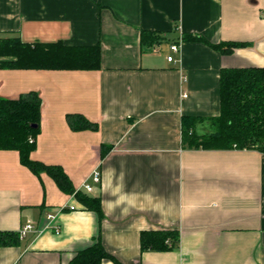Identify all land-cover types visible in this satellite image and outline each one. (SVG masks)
<instances>
[{
  "label": "crops",
  "instance_id": "1",
  "mask_svg": "<svg viewBox=\"0 0 264 264\" xmlns=\"http://www.w3.org/2000/svg\"><path fill=\"white\" fill-rule=\"evenodd\" d=\"M141 30L162 39L141 47ZM182 33L248 46L222 55L187 41L170 53ZM12 36L100 45L94 71L0 68V98L39 95L30 158L60 166L75 189L88 183L102 216L0 150V232L34 225L0 247V264H69L97 237L122 264H264V153L189 149L181 137L183 117L203 119L198 135L211 132L221 69L264 68V0H0V38ZM67 114L98 128L73 132ZM161 229L179 232V249L141 253L140 232Z\"/></svg>",
  "mask_w": 264,
  "mask_h": 264
},
{
  "label": "trees",
  "instance_id": "2",
  "mask_svg": "<svg viewBox=\"0 0 264 264\" xmlns=\"http://www.w3.org/2000/svg\"><path fill=\"white\" fill-rule=\"evenodd\" d=\"M158 34L140 31L141 47L153 48L161 41ZM181 40L205 44L222 55H230L248 46L242 42L210 43L199 35H185ZM99 44L68 46L62 41L52 43H24L19 37L0 38V68L37 71H94L100 68ZM219 113L209 118L211 132L198 135L195 125L201 118H182V144L196 150H238L264 153V68H223L219 72ZM71 131H96L97 125L80 114H67ZM41 99L34 92L16 99L0 98V150L16 151L21 165L36 176L44 173L65 195L73 196L85 210L102 216L99 197L76 190L67 174L58 165L34 161L30 154L40 131ZM33 140L30 143V140ZM110 147H101L103 157ZM15 232H0V247L18 243ZM180 235L176 229L142 231L139 234L140 252H170L179 249ZM122 264L107 253L99 237L86 248L76 252L69 264Z\"/></svg>",
  "mask_w": 264,
  "mask_h": 264
},
{
  "label": "built area",
  "instance_id": "3",
  "mask_svg": "<svg viewBox=\"0 0 264 264\" xmlns=\"http://www.w3.org/2000/svg\"><path fill=\"white\" fill-rule=\"evenodd\" d=\"M181 43H183V42L181 40V35H180L179 38L175 42L171 43L168 46V49H169L170 53H172V54H178L180 52V45H181ZM166 60L169 63H174L175 62L172 56H167L166 57ZM184 97H185V95H184ZM32 142H33V140L31 139L30 140V143H32ZM91 181L93 183H96V184H98L100 182V172L98 171L97 168L94 169V171L92 172ZM76 190H81V191H84V192L89 193V194L92 192V188H91V186L88 183L82 184L81 187L79 189H76ZM66 208H67L66 206H63V207H61L58 210V212L63 211ZM68 209L74 210L75 208H74V206H69ZM47 220H48L49 224H51V222H53V220H54V216L47 215ZM54 229H55V232L56 233L59 232V229L57 227H54ZM29 232H34V225L31 222H27L20 229V231L18 232V236H19V238H23Z\"/></svg>",
  "mask_w": 264,
  "mask_h": 264
},
{
  "label": "rangeland",
  "instance_id": "4",
  "mask_svg": "<svg viewBox=\"0 0 264 264\" xmlns=\"http://www.w3.org/2000/svg\"><path fill=\"white\" fill-rule=\"evenodd\" d=\"M167 45V44H166Z\"/></svg>",
  "mask_w": 264,
  "mask_h": 264
}]
</instances>
